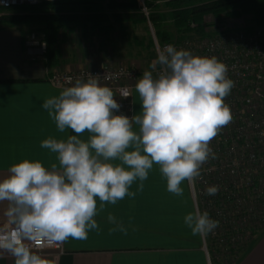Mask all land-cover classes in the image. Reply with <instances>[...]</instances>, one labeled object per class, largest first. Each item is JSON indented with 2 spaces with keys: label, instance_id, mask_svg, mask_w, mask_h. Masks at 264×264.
I'll list each match as a JSON object with an SVG mask.
<instances>
[{
  "label": "clouds",
  "instance_id": "clouds-1",
  "mask_svg": "<svg viewBox=\"0 0 264 264\" xmlns=\"http://www.w3.org/2000/svg\"><path fill=\"white\" fill-rule=\"evenodd\" d=\"M156 65L160 66L156 76L145 70L135 84L141 111L131 117L116 114L121 105L113 90L91 73L74 82L68 77L71 86L43 101L41 108L57 130L70 129L77 135L41 142L42 148L56 154L58 164L46 168L40 161L23 160L0 179V203H7L0 251L10 254L14 264H50L29 242L62 244L99 232L94 218L106 204L134 198L137 193L130 188L135 181H140L137 191H142L154 164L166 180V190L183 196L182 183L195 184L202 166L216 159L210 143L233 120L225 103L234 87L227 65L215 56H196L172 44L158 51L151 67ZM123 95L128 97L127 92ZM85 131L92 134L88 141L79 138ZM218 191L213 185L206 194ZM107 219L115 225L110 232L126 234L115 216L109 213ZM183 222L199 236H207L219 224L198 208Z\"/></svg>",
  "mask_w": 264,
  "mask_h": 264
},
{
  "label": "crops",
  "instance_id": "crops-1",
  "mask_svg": "<svg viewBox=\"0 0 264 264\" xmlns=\"http://www.w3.org/2000/svg\"><path fill=\"white\" fill-rule=\"evenodd\" d=\"M145 26L142 27L146 31ZM128 27L126 34L131 39L125 43L131 51H125L124 55L120 54L118 57L120 60L126 59L122 64L137 66L136 60L130 59L140 54L141 45L144 47L139 38L148 35L143 39L145 43L150 35L147 31L143 33L140 30L136 34L133 27ZM67 35L59 36V41ZM23 39L21 31L0 26V179L9 174L11 165L23 160L40 161L46 168L52 163L58 164L56 154L42 148L41 142L50 137L66 140L71 132L77 135L72 130L70 132V129L59 132L54 120L41 108L43 101L58 96L63 89L47 82L46 78L51 75L52 68L71 69L74 67L73 62L65 59L64 53L60 54L58 44V64L48 69L44 60H33L25 55L21 48ZM89 49L90 55L100 52L96 51L98 46L94 43ZM141 58L143 66L146 65L145 58ZM115 59L113 63L119 61L116 57ZM92 63L94 62L77 64L86 66ZM142 70L139 68V72ZM140 78L136 75L135 84ZM135 84L130 89L132 116L141 111ZM133 130L138 131V126L134 125ZM90 135L92 134L85 131L79 134V138L88 141ZM139 183V180L135 181L130 188V191L137 193L134 198L125 196L115 205L106 204L105 209L94 218L99 225V232L90 231L85 240L69 238L59 244V249L48 247L40 249L38 254L50 264H220L213 256H209L213 263L206 260V254L200 248V236L193 235L183 222V217L193 211L186 181L181 185L184 189L183 196L169 193L159 166L154 164L147 180L143 181L142 191H137ZM97 205L99 206L98 198ZM6 207V202L0 203V228L3 229L7 227L4 216ZM109 213L123 224L126 234L119 230L110 232L115 225L108 222ZM253 234L251 241L228 264H264V238L254 240L256 234ZM0 264H14V258L0 251Z\"/></svg>",
  "mask_w": 264,
  "mask_h": 264
},
{
  "label": "built area",
  "instance_id": "built-area-1",
  "mask_svg": "<svg viewBox=\"0 0 264 264\" xmlns=\"http://www.w3.org/2000/svg\"><path fill=\"white\" fill-rule=\"evenodd\" d=\"M43 0H0V8L15 5L35 4ZM45 2L53 0H44ZM57 1V0H56ZM147 0H136L135 6L144 19L149 31L152 53L156 59L158 51L166 44L183 48L196 56H215L228 67V78L234 81L230 95L225 98L232 111V122L211 141L210 147L216 159H210L201 168V176L195 184L186 181L189 198L194 208L207 211L218 221V227L207 236H200L201 248L208 258L213 253L215 260L232 261L233 256L250 242L253 233L264 224V23L249 22L230 26L228 18L205 20L201 30L175 32L172 20H166L165 29L171 35L168 40L158 41L148 15L152 11ZM160 0L152 1L156 5ZM211 16L210 14H207ZM191 28L194 23L188 24ZM45 41L30 33L24 39V51L30 56L43 57ZM160 66L154 68V76ZM88 73L101 76L100 83L110 87L114 98L121 105L117 115L132 116L130 89L135 84L139 68L131 64H119L104 60L99 64L77 65L73 69L52 70L47 79L49 84L60 88L71 86L68 77L86 79ZM118 78L106 79L111 74ZM128 97H124V93ZM219 186L215 195H207L209 186ZM203 206V207H202ZM3 229V228H0ZM210 243L206 245V239ZM33 250L59 244L29 242Z\"/></svg>",
  "mask_w": 264,
  "mask_h": 264
},
{
  "label": "trees",
  "instance_id": "trees-1",
  "mask_svg": "<svg viewBox=\"0 0 264 264\" xmlns=\"http://www.w3.org/2000/svg\"><path fill=\"white\" fill-rule=\"evenodd\" d=\"M151 1H146L153 7L148 17L158 41L171 38L172 34L164 27L166 20L170 19L173 30L179 34L201 30L207 14L217 21L221 17L231 19L247 15L252 25L264 23V0H162L156 5ZM135 2L136 0H43L33 5L19 4L8 9L0 8V24L12 26L14 22H20L27 25L29 30L33 29L34 34L45 41L43 60L50 69L58 64L57 45L59 36L63 34L87 33L90 38L93 37L94 45L98 48L104 45L113 50L112 37L114 39L118 34L125 35L128 26L132 28L138 23L145 26ZM190 22L195 24L192 28L188 25ZM139 40L146 48L151 45L149 39L145 43L143 37ZM117 59L120 60L118 55Z\"/></svg>",
  "mask_w": 264,
  "mask_h": 264
},
{
  "label": "rangeland",
  "instance_id": "rangeland-1",
  "mask_svg": "<svg viewBox=\"0 0 264 264\" xmlns=\"http://www.w3.org/2000/svg\"><path fill=\"white\" fill-rule=\"evenodd\" d=\"M152 1H151V3H152ZM154 1H156V0H154ZM160 1H162V0H160ZM222 19H223V17H221L220 20H222ZM205 20L206 21L207 20H213V17L207 15V17L205 18ZM246 22H249L248 19H247V15H244L243 17L242 16L241 17L240 16L231 17V19H228V23L230 24V26L231 25L234 26V25H238V24L242 25V24H245ZM0 26H9V25H7V24L5 25V24L1 23ZM142 26H144L142 23H138V24L134 25V27L132 28L133 29V32H136V34H137V32L139 33V30H140L143 33H146V31L149 33V31L148 30L145 31V29H143ZM9 27L10 28H14L15 30L17 29V31H21V36H24V39L30 33H33V35L36 36V37H40V36L34 34L33 29L29 30L28 27H27V25L21 24L20 22H16V23L14 22L12 24V26H9ZM147 36L146 37L143 36V39L147 38ZM24 39L22 40V43H21V48L22 49L24 48V44H23L24 43ZM112 39H113V37H112ZM112 39H111V43H112V46L114 47L113 50H112V48H111V50H109L110 47H107L106 48L104 45H102L101 48H98L96 50L97 52L98 51H100V52H98L96 54L93 52V55H90L91 52H89L88 49L93 46L94 40L91 41L90 35L87 34V33L81 34L79 32H73V34L71 36L70 35H67L65 37L63 36L62 39H61V41H59V43H58L59 44L58 47H60V49H61L60 54H63L64 53L65 54V57L64 58L67 59V60L68 59L71 60V62H73V64H74L73 65L74 67H72V68H75V66H77L81 62H83V63L89 62L90 63L91 61H93L95 64H99L100 62H103L104 60H107L109 62H114L113 60H116L115 57L117 58V55H119V56H120V54H123L124 55L125 54V51L126 52L128 51L130 53L131 48H129L128 47V44H126L124 41L128 40L130 42L131 36H129L127 34L120 36L118 34L116 36V38H114L113 40ZM109 46H110V44H109ZM23 52L25 53V55L28 58H33V60H37L38 58H40L41 60H43L42 59L43 57L30 56L28 53H26L24 51V49H23ZM139 53L140 54L137 55L136 57H131L130 60H132V61H135L136 60L135 61L136 65L140 69H143L141 72H139L138 74H136L138 77H142V74H143V72L145 70L154 71V69L151 67L152 62L154 60V55L152 53V47H151V45L148 48L142 46V50ZM102 57H104L106 59H104V58L102 59ZM141 57H144L145 58L144 59V61H145L144 64H146L149 61L148 64H146V65L143 66V64L141 62V60H142ZM125 60L126 59H122V60H119V61L121 63H124V62H126ZM130 60H128V61H130ZM120 62H119V64H121ZM94 63H92V65ZM115 63H117V62H115ZM55 69H58V68H52V70H55ZM153 75H154V72H153ZM186 188H187V186H186ZM188 191H189V189H188ZM189 195H190V193H189ZM255 234L256 235H255L254 240L258 239L259 237L260 238H264V224H263V226L260 229H257L255 231ZM205 239H206V245H207V243H210L208 241V238L207 237H205ZM200 241H201V243H200V248H201V244H202L201 237H200ZM212 255H213V253L211 251H209L208 252V258H209V256H212ZM209 260L211 261V263H213V260H211V259H209ZM217 260H219L220 264H224V262H225L224 260H221V259H217Z\"/></svg>",
  "mask_w": 264,
  "mask_h": 264
}]
</instances>
